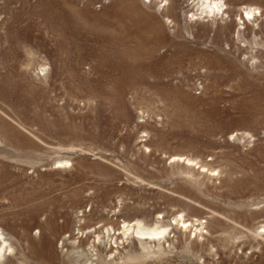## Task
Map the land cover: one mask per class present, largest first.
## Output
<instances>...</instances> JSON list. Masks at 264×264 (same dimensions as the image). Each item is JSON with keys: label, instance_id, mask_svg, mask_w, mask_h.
Wrapping results in <instances>:
<instances>
[{"label": "rangeland", "instance_id": "1", "mask_svg": "<svg viewBox=\"0 0 264 264\" xmlns=\"http://www.w3.org/2000/svg\"><path fill=\"white\" fill-rule=\"evenodd\" d=\"M0 264H264V0H0Z\"/></svg>", "mask_w": 264, "mask_h": 264}, {"label": "bare ground", "instance_id": "2", "mask_svg": "<svg viewBox=\"0 0 264 264\" xmlns=\"http://www.w3.org/2000/svg\"><path fill=\"white\" fill-rule=\"evenodd\" d=\"M208 4V3H207ZM207 7L210 9V10H212V9H214V8H216V9H219V5H217V3L216 4H214V6H209V5H207ZM251 9V8H250ZM205 10V9H204ZM254 10H255V8H254ZM248 14H251L252 13V10L250 11H246ZM251 12V13H250ZM154 230V229H153ZM137 231H138V233L139 234H141V235H144V234H148V235H154V234H158V233H161V231H152V232H145V231H143V229H141L140 227L139 228H137ZM154 237V236H153Z\"/></svg>", "mask_w": 264, "mask_h": 264}]
</instances>
